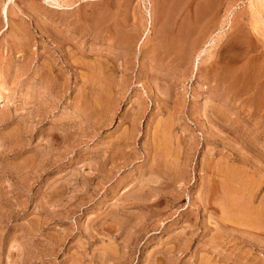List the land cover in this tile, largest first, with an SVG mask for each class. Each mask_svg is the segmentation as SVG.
<instances>
[{
  "label": "rangeland",
  "instance_id": "obj_1",
  "mask_svg": "<svg viewBox=\"0 0 264 264\" xmlns=\"http://www.w3.org/2000/svg\"><path fill=\"white\" fill-rule=\"evenodd\" d=\"M0 90V264H264V0H0Z\"/></svg>",
  "mask_w": 264,
  "mask_h": 264
},
{
  "label": "bare ground",
  "instance_id": "obj_2",
  "mask_svg": "<svg viewBox=\"0 0 264 264\" xmlns=\"http://www.w3.org/2000/svg\"><path fill=\"white\" fill-rule=\"evenodd\" d=\"M129 39V38H128ZM187 56V55H186ZM1 97H2V92H1V90H0V99H1Z\"/></svg>",
  "mask_w": 264,
  "mask_h": 264
}]
</instances>
